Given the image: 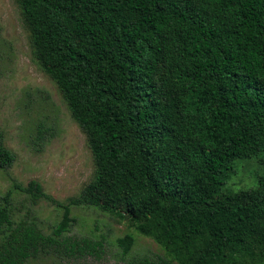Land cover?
<instances>
[{
	"label": "trees",
	"instance_id": "trees-1",
	"mask_svg": "<svg viewBox=\"0 0 264 264\" xmlns=\"http://www.w3.org/2000/svg\"><path fill=\"white\" fill-rule=\"evenodd\" d=\"M18 1L97 171L56 202L49 233L30 214L50 197L15 182L0 198V264L92 254L98 243L68 234L72 205L127 219L178 264H264V174L256 188L226 185L237 160L264 153V0ZM15 158L0 132V169ZM117 243L128 255L136 236Z\"/></svg>",
	"mask_w": 264,
	"mask_h": 264
},
{
	"label": "rangeland",
	"instance_id": "rangeland-1",
	"mask_svg": "<svg viewBox=\"0 0 264 264\" xmlns=\"http://www.w3.org/2000/svg\"><path fill=\"white\" fill-rule=\"evenodd\" d=\"M0 132L16 156L11 167L0 169V198L15 182L40 183L51 200L39 199L30 216L49 233L63 213L56 202L67 204L78 197L95 178L97 166L87 134L74 119L58 83L37 58L18 0H0ZM263 174L264 153L239 159L226 185L234 191L256 188ZM15 205L25 213L31 201L17 190ZM72 214L68 234L99 246L86 257L62 250L30 264H132L140 258L178 264L152 237L138 234L127 219L86 205H72ZM128 233L136 236V243L124 255L117 239Z\"/></svg>",
	"mask_w": 264,
	"mask_h": 264
}]
</instances>
